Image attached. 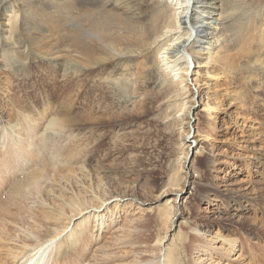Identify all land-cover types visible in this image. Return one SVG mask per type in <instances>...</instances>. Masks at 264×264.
<instances>
[{"label": "bare ground", "instance_id": "1", "mask_svg": "<svg viewBox=\"0 0 264 264\" xmlns=\"http://www.w3.org/2000/svg\"><path fill=\"white\" fill-rule=\"evenodd\" d=\"M34 54L44 57L60 72L69 68L110 66L115 71L106 79L117 83L131 82L134 79L132 68L143 61V79L138 83L157 90L164 87L159 94L164 107H168L173 99L181 103L176 116L164 118L186 133L183 132L181 138L184 158L178 160H184L186 184L194 193L183 198L181 207L191 205L194 196L208 205L217 201L210 190L198 192L199 184L204 183L195 159L204 158L203 153L209 155V149L207 146L198 148L195 135L190 137L199 112L196 98L201 99L203 94L189 89L190 77L213 79L218 76L227 85L225 96L222 94L225 99L245 92L243 87L240 88L242 84L255 94L257 105L264 110V0H0V75L17 65L23 66ZM210 82L208 80L209 85H205L211 88ZM208 99L210 101L211 97ZM27 107L33 111L14 107L8 112L10 119L0 111V183H6L10 177L8 173L13 175L24 167L25 160L22 159L38 156L40 151L37 152L36 141L42 143L48 132L57 131L58 122L47 116L46 111L33 105ZM204 137L199 141H205L207 136ZM191 152L193 155L189 159ZM205 158L206 168L214 165L212 159ZM260 164L264 172V161ZM42 178L32 184L36 192L45 182ZM178 186V190L172 192L176 194L175 198L167 202L165 211L175 223L179 218L184 220L178 205L172 206L180 198L182 188ZM233 186L229 184L227 187H232L231 190L222 192L226 195L238 192ZM251 188H245L248 192L242 194V199L229 197L237 202L239 212L253 205L256 197L254 189L249 192ZM16 193L13 189L0 205V249L5 250L0 264H60V251L70 246L77 251L78 264H97L98 257L106 250L132 245L139 222L144 218L136 211L120 216V204L129 202L125 205L134 209L146 205L138 199L113 195L99 207H74L67 217L69 226L53 227L55 230L45 238L41 234L46 226H50L51 217L42 212V221L36 222L34 218L38 219L40 215L25 206L20 196L14 199ZM2 194L4 191L1 197ZM26 196L27 192H24L22 197ZM90 202L92 200L87 201ZM112 204L116 207L109 210ZM236 213L237 216L232 214V218L243 219L246 215ZM26 214L31 216L22 222L21 218ZM209 219L210 227L214 226L212 222L218 221L213 216ZM80 220L83 221L78 224ZM121 220L123 223L119 225ZM260 223H256L257 229L264 231V222ZM104 230L103 233L116 235L110 247L97 243ZM207 233L200 228L190 232L196 239L193 240L196 242H193L192 264H256L246 257L238 239L225 238L219 231ZM164 241V238L157 240V247L163 245L153 249L151 256L155 259L148 257V264H157L159 255H163L164 264H179V255ZM139 263L142 264L139 261L133 264Z\"/></svg>", "mask_w": 264, "mask_h": 264}, {"label": "rangeland", "instance_id": "2", "mask_svg": "<svg viewBox=\"0 0 264 264\" xmlns=\"http://www.w3.org/2000/svg\"><path fill=\"white\" fill-rule=\"evenodd\" d=\"M28 59L23 66L17 65L1 73L0 111L10 119L8 114L14 107L30 112L33 110L27 106L33 105L42 112L46 111L58 126L56 132H48L42 143L36 141L37 152H41L36 158L22 159L25 160L24 167L13 175L8 173L10 177L6 183H0V192L4 191L2 197L0 193V205L15 189L14 199L20 196L25 206L35 213H48L51 217V227L46 226L41 234V237L48 238L55 230L53 227L69 226L67 217L74 207H99L113 195L145 202L146 205L137 206L140 209L126 206L129 202L120 204V216L136 211L144 218L139 222L132 245L106 250L98 257L97 264H133L138 261L148 264L150 258L155 259L154 255L151 256L153 249H160L163 245L157 247V240L163 238L164 243L179 255V264H192L193 242H196L193 240L196 239L190 232L199 228L207 230V235L219 231L225 238L238 239L251 263L264 262V231L256 226V223L264 222V172L260 164L264 161V110L257 105L256 96L249 88L240 84L245 92L225 99L222 94H226L227 85L218 76L213 79L197 75L190 77L189 89L197 94L203 93L201 99L196 98L199 112L190 137L195 135L198 148L207 146L209 149V155L203 153L204 158L195 159L204 183L199 184L198 192L202 194L210 190L217 201L208 205L192 195L191 205L181 207L183 198L194 193L186 184L184 160H178L184 158L181 138L185 130L173 127V121L164 119L165 116H176L181 103L173 99L168 107H164L159 95L164 87L157 90L138 83L143 79V61L131 70L135 80L117 83L106 79L115 71L110 66L69 68L60 72L39 54ZM208 80L211 88L205 85ZM208 97H211L210 101ZM208 101L211 104L206 108ZM204 136H207L206 140L199 141L204 140ZM192 155L191 152L189 159ZM205 157L212 159L217 169L214 165L206 168ZM259 157L261 160H257ZM41 177L45 182L36 192L32 184ZM229 184H234L238 192L223 193V190H231L232 187H227ZM178 185L179 189L182 188L180 198L172 206L178 205L184 220L179 218L175 223L165 211L167 202L175 198L176 194L172 192L178 190ZM249 186L252 187L249 192L254 189L256 199L251 208L239 212L237 202L229 197L242 199ZM24 192H27L26 197H22ZM88 200L92 202L88 204ZM115 207L112 204L109 210ZM236 211L246 214L245 217L232 218V214L237 216ZM42 215L34 220L41 222ZM26 216L27 219L21 218L22 222L31 215ZM211 216L218 219L212 222L213 227L209 226ZM122 223L121 220L119 225ZM103 232L106 231L101 232L97 243L110 247L116 235ZM251 246L255 249H251L252 252L248 249ZM75 252L71 246L63 248L59 255L60 264H78L79 256ZM4 253L5 250L0 249V258L5 256ZM157 264H164L163 255H159Z\"/></svg>", "mask_w": 264, "mask_h": 264}]
</instances>
